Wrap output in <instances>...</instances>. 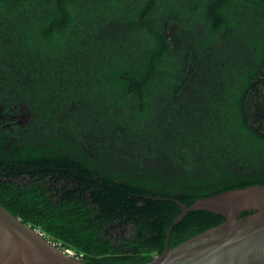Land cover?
I'll list each match as a JSON object with an SVG mask.
<instances>
[{
	"label": "trees",
	"instance_id": "16d2710c",
	"mask_svg": "<svg viewBox=\"0 0 264 264\" xmlns=\"http://www.w3.org/2000/svg\"><path fill=\"white\" fill-rule=\"evenodd\" d=\"M254 184L264 0H0V204L22 222L141 264L179 201ZM224 219L188 211L168 246Z\"/></svg>",
	"mask_w": 264,
	"mask_h": 264
},
{
	"label": "water",
	"instance_id": "95a60500",
	"mask_svg": "<svg viewBox=\"0 0 264 264\" xmlns=\"http://www.w3.org/2000/svg\"><path fill=\"white\" fill-rule=\"evenodd\" d=\"M179 205L164 250L141 264H264V184L199 197L190 205L179 201ZM197 209L220 213L225 219L169 247L173 226L186 212ZM0 264L85 263L61 251L0 204Z\"/></svg>",
	"mask_w": 264,
	"mask_h": 264
},
{
	"label": "built area",
	"instance_id": "2783aa9c",
	"mask_svg": "<svg viewBox=\"0 0 264 264\" xmlns=\"http://www.w3.org/2000/svg\"><path fill=\"white\" fill-rule=\"evenodd\" d=\"M42 233V232H41ZM43 234V233H42ZM61 251H63L64 253H66L67 255H70L72 257L78 258V255L75 254V252L67 247H63L61 246L59 243H55L53 242Z\"/></svg>",
	"mask_w": 264,
	"mask_h": 264
},
{
	"label": "flooded vegetation",
	"instance_id": "af4514ba",
	"mask_svg": "<svg viewBox=\"0 0 264 264\" xmlns=\"http://www.w3.org/2000/svg\"><path fill=\"white\" fill-rule=\"evenodd\" d=\"M19 117V119L21 118V115L20 116H18ZM20 121V120H19Z\"/></svg>",
	"mask_w": 264,
	"mask_h": 264
}]
</instances>
